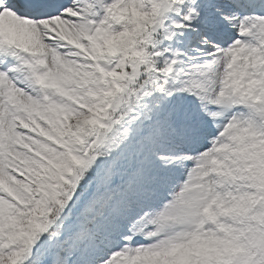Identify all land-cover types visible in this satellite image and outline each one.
Returning a JSON list of instances; mask_svg holds the SVG:
<instances>
[{"label":"snow or ice","instance_id":"1","mask_svg":"<svg viewBox=\"0 0 264 264\" xmlns=\"http://www.w3.org/2000/svg\"><path fill=\"white\" fill-rule=\"evenodd\" d=\"M0 264H264V0H0Z\"/></svg>","mask_w":264,"mask_h":264}]
</instances>
